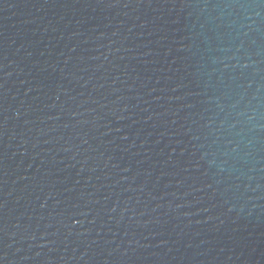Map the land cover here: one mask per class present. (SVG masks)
Instances as JSON below:
<instances>
[{
	"label": "water",
	"instance_id": "obj_1",
	"mask_svg": "<svg viewBox=\"0 0 264 264\" xmlns=\"http://www.w3.org/2000/svg\"><path fill=\"white\" fill-rule=\"evenodd\" d=\"M0 264H264V0H0Z\"/></svg>",
	"mask_w": 264,
	"mask_h": 264
}]
</instances>
